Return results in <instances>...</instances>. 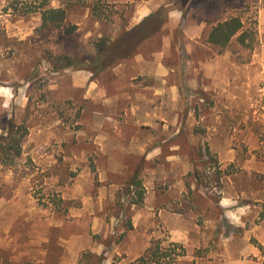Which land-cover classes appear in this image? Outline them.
<instances>
[{"label":"rangeland","instance_id":"rangeland-1","mask_svg":"<svg viewBox=\"0 0 264 264\" xmlns=\"http://www.w3.org/2000/svg\"><path fill=\"white\" fill-rule=\"evenodd\" d=\"M145 1L49 0L52 7L67 8V22L76 26L67 35L63 29L42 27L40 13L31 12L42 0H0V144L5 142L1 137L15 126L27 130L22 155L13 165L0 162V264H80L84 253L94 255L89 261L104 255V264L115 258L126 263L141 256L152 240L169 235L158 215L136 214L134 205L144 206L139 189L135 195L120 191L100 207L95 176L91 187L94 205L83 210L82 198L70 196L81 166L87 164L95 172L97 149L83 143L79 135L85 102L82 91L72 88L70 71L80 64L56 70L73 61L84 67L96 54L101 38L113 39L135 26L137 9ZM230 16L241 17L245 29L252 32V48L234 39L223 49L194 44L185 55L173 47L166 58L171 64L187 63L210 60L216 53L229 67L233 65L234 79H250L253 86L247 98L242 83L236 85L232 103L225 97L218 102L200 88L188 93L186 117L176 141L181 143L178 152L183 161L192 162L191 171L185 177L182 204L173 208L188 223L201 227L202 235L191 231L193 241L204 240L187 247V264H211L212 252L220 250L228 233L234 232L221 206L225 195L234 197L235 205H249L248 226L264 221V203L254 200L264 190V173L257 170L258 164L264 165V0H205L188 19L191 25L208 21L209 31ZM176 28L167 23L163 33ZM162 35L139 45L135 54L160 50ZM194 74L187 71L186 77ZM227 144L228 151L219 148ZM221 153L224 157L229 153V161L235 162L224 166ZM4 159L0 154V161ZM243 161H251L249 178ZM246 194H251L249 200ZM212 223L217 225L215 230L208 227ZM251 243L264 256V247L253 236Z\"/></svg>","mask_w":264,"mask_h":264},{"label":"crops","instance_id":"crops-1","mask_svg":"<svg viewBox=\"0 0 264 264\" xmlns=\"http://www.w3.org/2000/svg\"><path fill=\"white\" fill-rule=\"evenodd\" d=\"M165 1L142 2L137 9L135 25ZM168 18L170 27H178L182 22L179 12H172ZM190 23L183 25L188 54L191 52L189 47L194 44L212 50L207 43L208 21L201 20L193 23L194 26ZM162 34L160 50L150 55L137 53L96 78L86 70L70 71L72 88L82 91L85 102L79 135L83 143L93 144L97 149L95 172L87 164L81 166L73 178L70 196L82 198L83 210L91 203L94 205L91 187L95 176L99 182V195L95 198L99 199L100 207L104 200L111 202L120 191L135 195L139 189L144 196V206L134 205L136 214L158 215L169 232L170 241L187 248L196 245V241L201 245L203 239L198 237L193 241L191 231L197 230V234L202 235L201 227L197 223H188L181 211L173 208L182 204L180 197L187 191L185 177L191 171L192 162L183 161L178 152L181 143L176 141L182 133L188 93L200 88L217 100L225 97L227 103H232L237 96L236 85L242 83L247 98L253 86L250 79H234L231 75L233 65L229 67L216 53L210 60L171 64L166 58L174 47V32ZM187 71L195 72L194 76L186 77ZM199 100L203 102V99ZM192 113L190 110L189 117ZM219 148L222 151L230 149L228 144ZM221 158L224 166L235 162L229 161V153L226 157L221 153ZM243 162L249 178L251 161ZM258 167L257 170L264 173V165L258 164ZM245 193L242 192V196ZM230 196H224L221 206L225 209L227 224L234 232L228 233L220 250L211 251L213 260L210 263L264 264L260 249L251 243L253 236L264 247V221L260 225L248 226L249 205H235L236 199ZM250 197L251 194L245 198L249 200ZM254 200L264 203V190L256 193ZM146 223L151 224L150 221ZM208 227L215 230L217 225L212 223ZM214 233L219 236L218 231ZM66 241L70 249V238Z\"/></svg>","mask_w":264,"mask_h":264},{"label":"trees","instance_id":"trees-1","mask_svg":"<svg viewBox=\"0 0 264 264\" xmlns=\"http://www.w3.org/2000/svg\"><path fill=\"white\" fill-rule=\"evenodd\" d=\"M205 0H166L156 11L145 17L140 23L130 29H124L113 38H101L96 47V54L82 67L77 61L70 62V65L56 68L60 71L65 68H72L80 64V68L75 70H86L96 78L106 68L117 65L136 55L139 45L148 41L163 32L165 25L169 21L172 12H179L182 22L174 32V47L182 49V54H186L183 43V25L189 21V13ZM41 15L42 27L63 29L67 35H72L76 31L75 25L67 22L68 11L64 7H52L49 0H42L35 11ZM236 39L237 43L246 48H252V32L245 29L241 17L230 16L225 20L218 21L212 25L208 31L207 43L213 48L223 49ZM183 46V47H182ZM183 65L186 61H180ZM73 70V69H72ZM27 135L26 128L22 126L14 127L7 136L1 137L5 142L0 144V154L4 164L13 165L15 159L22 155V142ZM142 194L140 193V196ZM92 253H84L80 259V264H104V255H97L92 261ZM189 256L185 245L171 242L169 237L152 240L144 253L133 261L124 263L123 258H115L110 264H187ZM191 264H197L193 261Z\"/></svg>","mask_w":264,"mask_h":264}]
</instances>
